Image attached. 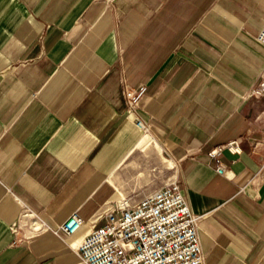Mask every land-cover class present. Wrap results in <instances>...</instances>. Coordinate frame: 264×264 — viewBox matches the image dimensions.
<instances>
[{"label":"crops","instance_id":"1","mask_svg":"<svg viewBox=\"0 0 264 264\" xmlns=\"http://www.w3.org/2000/svg\"><path fill=\"white\" fill-rule=\"evenodd\" d=\"M263 22L264 0H0V264H80L99 207L171 181L204 264H264ZM123 81L146 88L147 135Z\"/></svg>","mask_w":264,"mask_h":264},{"label":"built area","instance_id":"2","mask_svg":"<svg viewBox=\"0 0 264 264\" xmlns=\"http://www.w3.org/2000/svg\"><path fill=\"white\" fill-rule=\"evenodd\" d=\"M264 46V22L254 36ZM127 117L143 133L150 126L138 114L145 95L144 86L131 87L122 82ZM264 98V70L249 91ZM254 150H264V125ZM223 150L239 154V140L233 139L208 153L216 157ZM218 173L223 168H216ZM28 214V213H27ZM40 228L43 223L32 216ZM201 215L195 214L176 181L156 189L139 200L120 197L105 202L90 221V229L78 245L80 264H204L199 236ZM78 211L53 231L65 239L75 235L85 223ZM100 221L103 223L99 224ZM14 227V225H13ZM33 228V227H29ZM15 231V230H13Z\"/></svg>","mask_w":264,"mask_h":264},{"label":"bare ground","instance_id":"3","mask_svg":"<svg viewBox=\"0 0 264 264\" xmlns=\"http://www.w3.org/2000/svg\"><path fill=\"white\" fill-rule=\"evenodd\" d=\"M148 133H144V135H147ZM23 219L25 220V225L28 227H33V229L37 230L40 228L39 223L34 220L32 215L30 214H23L22 215Z\"/></svg>","mask_w":264,"mask_h":264},{"label":"rangeland","instance_id":"4","mask_svg":"<svg viewBox=\"0 0 264 264\" xmlns=\"http://www.w3.org/2000/svg\"><path fill=\"white\" fill-rule=\"evenodd\" d=\"M173 170V169H172Z\"/></svg>","mask_w":264,"mask_h":264}]
</instances>
